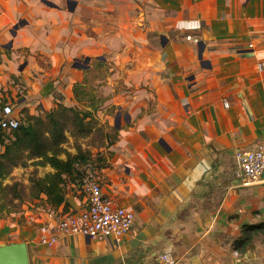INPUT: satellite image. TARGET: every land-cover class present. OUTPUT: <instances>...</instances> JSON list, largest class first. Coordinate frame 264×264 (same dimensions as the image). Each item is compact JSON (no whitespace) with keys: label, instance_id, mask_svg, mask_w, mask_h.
<instances>
[{"label":"crops","instance_id":"1","mask_svg":"<svg viewBox=\"0 0 264 264\" xmlns=\"http://www.w3.org/2000/svg\"><path fill=\"white\" fill-rule=\"evenodd\" d=\"M143 3L146 26L138 29L160 37L161 60L154 64L165 75L155 81V93H144L143 102L127 111L128 126L116 125L118 138L106 151L112 152L109 165L101 169L104 193L134 210L133 226L120 241L59 232L56 242H43L51 233L42 225L54 231L59 216L85 206V194L68 180L69 204L54 207L42 195L0 218V245L26 243L28 264H154L164 250L173 251L178 264H231L229 237L240 233L242 213L264 198V180L243 185L236 160L238 149L264 140V69L258 66L264 60V0ZM117 6L122 17L138 19ZM5 27L0 25V43L9 47L13 40L1 39ZM60 79L70 80L66 92ZM60 79L26 97L14 114L45 115L60 99L77 105L76 71L66 70ZM152 105L138 116L142 106ZM36 166L41 176L54 170Z\"/></svg>","mask_w":264,"mask_h":264},{"label":"rangeland","instance_id":"2","mask_svg":"<svg viewBox=\"0 0 264 264\" xmlns=\"http://www.w3.org/2000/svg\"><path fill=\"white\" fill-rule=\"evenodd\" d=\"M50 1L56 5L43 0H0V25L6 26L1 39L8 41L7 44L13 40L9 47L0 43V109L5 104L18 109L20 102L38 92L42 85L60 79L66 70L76 71L78 81H85L96 98H103L97 111L98 125L116 133V117L120 111L121 127H127V111L143 102L141 95L144 93H155V81L158 82L159 74L165 75L164 70L158 73V64H154L161 60L160 37L138 29L146 26L142 18L143 0H135L136 10L131 0ZM117 5L121 9L123 6L126 13L135 11L138 19L131 18L129 14L122 17ZM88 56L90 60L86 63L89 66L80 67L77 61L84 62ZM69 82L68 79H60L58 84H63L66 92ZM136 95L140 96L135 97L134 103L132 99ZM143 97H147L146 94ZM152 107L142 106L138 116L143 111L153 110ZM3 132L5 136L10 134V131ZM78 140L84 148L91 149L93 158L108 154L107 140L98 129ZM75 141L69 136L65 143L71 152L76 151ZM3 149L0 143V151ZM36 165L29 160L28 165L11 170L7 182H20L25 191L24 199H15L14 202L20 203L14 207L17 211L0 213L1 219L20 213L25 206L39 201L29 196L30 179L42 173ZM242 184L245 185L243 180ZM249 207L246 217L242 213L240 233L234 230L229 237L232 240L231 264H264V198H259ZM256 224L261 228L252 230L244 227ZM241 235L247 242L239 247L236 240Z\"/></svg>","mask_w":264,"mask_h":264},{"label":"trees","instance_id":"3","mask_svg":"<svg viewBox=\"0 0 264 264\" xmlns=\"http://www.w3.org/2000/svg\"><path fill=\"white\" fill-rule=\"evenodd\" d=\"M73 92L77 105H66L60 99L45 115L26 114L19 127L11 130L9 136H5L4 130H0V143L4 147L0 151V213L16 212L14 207H18L20 203L14 200L24 199L25 191L20 187L21 183H9L7 178L14 167L28 165L31 159L38 158L36 164L50 165L54 170L42 176H32L29 196L42 200V195H46V201L54 207L69 204L66 182L70 180L78 184L81 172L77 175L76 171L80 163L93 160L100 169L109 165L106 156L93 158L91 149L84 148L78 140L90 136L95 129L107 140V148L117 140L118 131L111 133L98 125L97 111L103 98H96L83 80L74 83ZM69 136L76 140L75 152L65 147ZM108 152L112 154L111 151ZM244 227L253 230L261 228V225ZM245 239L241 235L236 240L239 247L247 242Z\"/></svg>","mask_w":264,"mask_h":264},{"label":"built area","instance_id":"4","mask_svg":"<svg viewBox=\"0 0 264 264\" xmlns=\"http://www.w3.org/2000/svg\"><path fill=\"white\" fill-rule=\"evenodd\" d=\"M189 40L198 42V37L187 35ZM264 69V60L259 63ZM228 106V102H225ZM21 124V118L14 114V107L5 104L0 109V130L11 131ZM237 176L245 185L264 180V140L255 148L238 149L236 151ZM81 177L78 187L85 194V206L77 212L59 216L54 231L49 224L41 226L45 233L51 235L44 237L43 242L52 244L57 241L58 233L81 234L93 238L114 237L117 241L127 234L134 223L135 212L132 208L117 204L103 191V178L97 162L89 160L80 163ZM154 264H178V258L173 251L164 250L158 254Z\"/></svg>","mask_w":264,"mask_h":264},{"label":"water","instance_id":"5","mask_svg":"<svg viewBox=\"0 0 264 264\" xmlns=\"http://www.w3.org/2000/svg\"><path fill=\"white\" fill-rule=\"evenodd\" d=\"M47 4L56 5L50 0H43ZM10 46V45H9ZM90 56L85 58V61L88 62ZM80 67L87 68L88 65H82ZM121 112L117 115L116 125L118 128H121L120 124ZM29 263V252L26 243H10V244H1L0 245V264H28Z\"/></svg>","mask_w":264,"mask_h":264},{"label":"flooded vegetation","instance_id":"6","mask_svg":"<svg viewBox=\"0 0 264 264\" xmlns=\"http://www.w3.org/2000/svg\"><path fill=\"white\" fill-rule=\"evenodd\" d=\"M77 64L79 66H82V65H88V63H86V61L82 62L81 60L77 61ZM89 66V65H88ZM84 68V67H83Z\"/></svg>","mask_w":264,"mask_h":264}]
</instances>
